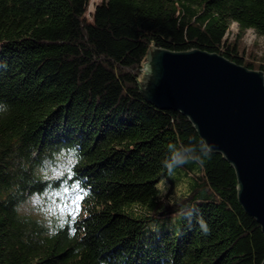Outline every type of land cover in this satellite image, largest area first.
<instances>
[{
  "label": "trees",
  "instance_id": "1",
  "mask_svg": "<svg viewBox=\"0 0 264 264\" xmlns=\"http://www.w3.org/2000/svg\"><path fill=\"white\" fill-rule=\"evenodd\" d=\"M97 2L0 0V264H262L264 236L222 155L176 167L191 190L169 206L156 200L170 152L199 155L203 141L185 116L144 100L140 85L152 47L264 73V0ZM249 30L262 49L244 43ZM64 156L68 171L50 177L48 164ZM63 190L74 203L61 222L21 211ZM188 207L207 234L181 215ZM177 214L176 231L147 232Z\"/></svg>",
  "mask_w": 264,
  "mask_h": 264
},
{
  "label": "water",
  "instance_id": "2",
  "mask_svg": "<svg viewBox=\"0 0 264 264\" xmlns=\"http://www.w3.org/2000/svg\"><path fill=\"white\" fill-rule=\"evenodd\" d=\"M144 69V100L185 116L199 138L212 146V153L231 165L238 202L264 236L263 71L218 54L156 47L149 50Z\"/></svg>",
  "mask_w": 264,
  "mask_h": 264
},
{
  "label": "rangeland",
  "instance_id": "3",
  "mask_svg": "<svg viewBox=\"0 0 264 264\" xmlns=\"http://www.w3.org/2000/svg\"><path fill=\"white\" fill-rule=\"evenodd\" d=\"M100 1L102 0H98V2L95 3V6ZM85 18L88 21H93L91 9L86 12ZM230 31L234 34H237V25L233 24ZM244 43H246L247 47L250 49L263 48V40L251 31L246 33L244 37ZM255 51L258 52V50ZM56 161V163L53 162L52 164H48V172L50 173V177L60 176L68 171V164L70 162L68 156L60 157L56 159ZM187 179L180 177L178 173H174L173 176L163 180L167 186L168 194L162 199L160 193H158L156 200H164L165 206L172 205L176 200L182 198L191 190V187H189L188 184L189 181ZM73 203L74 199L70 191L63 190L61 192L47 193L42 196H33L24 206H22L21 211L28 216L35 217L47 223L48 225H52L64 220ZM178 218L179 214L168 217H158L157 219L151 220L146 224V230L147 232L153 231L157 234H161L163 231H176L179 221Z\"/></svg>",
  "mask_w": 264,
  "mask_h": 264
},
{
  "label": "clouds",
  "instance_id": "4",
  "mask_svg": "<svg viewBox=\"0 0 264 264\" xmlns=\"http://www.w3.org/2000/svg\"><path fill=\"white\" fill-rule=\"evenodd\" d=\"M7 108L5 105H0V112L6 111ZM201 153L199 155H185L182 151L179 150H173L171 151V155L169 158L165 159L163 161L164 167L167 169L168 176L171 177L174 175V169L178 166H182L190 161H194L196 163H199L203 165L205 162V158L211 157V154L213 152V148L211 145H208L206 142H201L200 144ZM175 144H169L168 149H174ZM158 192L161 195V198L163 199L164 196L168 194V189L165 184V181H161L159 184L156 185ZM198 210L193 207L188 208H182L181 209V215L184 216L189 224H191L193 217L196 218V222L199 224L201 229L205 232V234L208 233L209 228L206 224V222L203 220L202 216L197 215Z\"/></svg>",
  "mask_w": 264,
  "mask_h": 264
},
{
  "label": "built area",
  "instance_id": "5",
  "mask_svg": "<svg viewBox=\"0 0 264 264\" xmlns=\"http://www.w3.org/2000/svg\"><path fill=\"white\" fill-rule=\"evenodd\" d=\"M250 31H251L252 33H254V31H252V30H249V32H250ZM254 34H255V33H254Z\"/></svg>",
  "mask_w": 264,
  "mask_h": 264
}]
</instances>
